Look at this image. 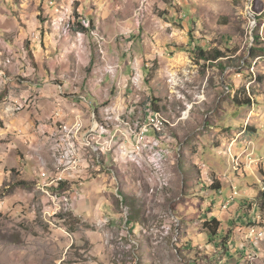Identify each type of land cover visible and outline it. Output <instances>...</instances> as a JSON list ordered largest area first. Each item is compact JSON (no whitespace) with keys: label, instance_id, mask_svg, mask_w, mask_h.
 Returning a JSON list of instances; mask_svg holds the SVG:
<instances>
[{"label":"rangeland","instance_id":"obj_1","mask_svg":"<svg viewBox=\"0 0 264 264\" xmlns=\"http://www.w3.org/2000/svg\"><path fill=\"white\" fill-rule=\"evenodd\" d=\"M54 33L70 35L73 40L82 34L83 46L91 47L92 55L86 62L84 54L82 61L77 55L71 56L75 86L98 84L92 82L98 75L102 78L99 85L104 87L123 72L144 101L148 94L156 102L165 97L174 99L178 119L171 120L162 110L150 113L165 119L163 140L167 142L178 139L181 145L190 140L191 150L201 145L204 153L209 147L216 153L222 150V138L230 134L226 123L235 122L240 110L234 104L236 95L242 101L250 99L251 107L257 105L256 111L264 110V0H0V72H4L0 73V102L8 104L0 107L1 128L27 114L29 104L36 100L37 92L31 88L42 85L40 80L36 82L38 72L50 70V66L37 64L32 51L36 45L46 51L45 39ZM256 35L261 39L258 44ZM112 43L115 46L110 49ZM116 48L125 67L118 68L116 62L107 69ZM201 50L212 57L221 53L222 58L206 61L199 56ZM188 59L198 72L193 83L182 84ZM28 70L33 74L28 76ZM139 74L141 79L136 82ZM52 83L59 86L64 80L55 78ZM195 87L205 88L199 89L197 96L202 105L191 114L195 103L184 105L182 101L183 97L185 102L192 101L190 91ZM144 88L150 91L144 92ZM156 91L161 94L158 100ZM146 120L135 121L130 129ZM260 133L253 134L255 142L262 140L263 129ZM201 139L206 145L193 142ZM10 141L0 140V264H231L230 258L237 257V242L233 239L231 250L229 243L239 223L228 224L231 218H227V230L215 239V246L203 234L208 202L195 184L200 176L198 166L189 162L184 151L181 157L177 154L171 185L168 163L162 172L154 173L152 166L140 168L124 158L134 166L117 168L115 173L120 184L117 204L121 216L109 222L87 221L74 214L65 192L50 190L49 195L39 189L40 177L31 172L27 148L19 145L16 150L15 144L7 145ZM119 147L116 145L113 151L120 152ZM201 159L210 162L208 156ZM222 165L221 176H228L225 183L235 179L238 201L251 203L261 188L264 190L259 173L231 177L237 159L232 164L229 157H223ZM141 169L149 170V182L157 183L161 190L156 204H150L155 200L149 198L150 187ZM53 172L54 166L48 173ZM228 183L225 191L232 194ZM241 190L250 191L251 196L243 198ZM121 198L127 199V213L126 206L120 209ZM256 200L258 208L249 204L247 209H256L255 223L242 225L258 230L247 247L252 249L245 264H264V202ZM221 205L220 211L230 208L227 202ZM136 222L140 227L137 235H125L123 232L131 230Z\"/></svg>","mask_w":264,"mask_h":264},{"label":"crops","instance_id":"obj_2","mask_svg":"<svg viewBox=\"0 0 264 264\" xmlns=\"http://www.w3.org/2000/svg\"><path fill=\"white\" fill-rule=\"evenodd\" d=\"M59 29L60 27L56 28V30ZM78 35L80 38L76 37V39L73 40L70 35L54 33L47 36L45 39L46 51L44 48L42 49L41 46H35V51H32V54L33 57L36 58L37 64H41L44 67L47 63L50 66V70H46V68L39 70V77L36 82L40 80L42 85L36 84L34 86L35 88H31L37 92L35 93L37 96L36 100L31 101L29 104V112L27 114L19 119H11L7 123L5 122L6 128L0 127V140H12L10 144L7 145L13 146L15 144L17 146L15 147L16 150L19 148V145L20 148H27L26 152L29 155L28 160L33 165L31 172L37 174V178L40 177V190L46 194H49L50 190L56 194L65 192V194L70 196L73 212L76 216L84 218L87 221L105 220L109 222L115 220L116 216H121L118 212L119 205L117 204V191L120 184L116 178V170L117 168L122 169L123 167L134 166L126 163L124 158L130 163H135L140 168H145L146 165L151 166L144 154L135 152L122 154V152L120 153L117 150L113 151V148L116 145H120V143H114V138L110 137L116 136L119 141L123 142V146L127 151H130L133 146L134 139L131 133H134V129L135 137L139 138L138 142H141L142 139L149 142L155 140L157 136L153 131L149 132L148 135L143 138H141L139 134V129L143 127H140V125L148 123L151 116L150 113L154 111L152 108L154 99H151L150 94H148V98L144 101V96L138 94L135 89L130 87L131 78H127L126 75H123V72L120 73L118 71L113 83L107 86L103 87L99 85L101 84L99 81L102 78L98 75L92 79V82L97 81L98 84L94 83L88 88L75 86L71 69L72 63L70 62L71 56L77 55L79 58L78 60L82 61L80 58L82 54H84L85 56L83 58L86 62L92 55L91 47L87 45L83 46V35ZM76 42L78 45L75 44ZM105 42L108 44L106 40ZM114 46L115 45L112 43L110 49L111 47L114 48ZM116 49V54L112 55L111 59L107 62V69L109 67H114L116 62L118 63V68L125 67V60L120 56L119 49ZM51 53H53V55ZM122 60H124L123 66H121ZM190 62V59H188L187 66L182 70V84L193 83V79L197 76L198 71L193 70L194 68L190 65ZM0 73L2 74L4 72L1 71ZM30 74H33V72L28 70L27 75L30 76ZM55 78L63 79L64 83L59 86L54 85L52 81ZM135 81H140L139 75L135 77ZM107 83H109V81H107ZM204 88L205 87L199 89ZM199 89L198 87L191 89V96H189L190 100H192L191 102H185L186 100L183 97L182 103L184 105L195 103V107L191 111V114L202 105V103H198L197 101V96L200 92ZM144 90V92L150 91L148 88H144ZM154 95L157 100L160 99V92L156 91ZM164 99L165 100L162 102H156L158 106H161L159 109L165 111V114L171 120L178 119V117L176 118L177 114L173 105L174 99L171 97L170 99L166 97ZM0 103V107L8 106L7 101ZM2 103H4L5 106H2ZM256 107L257 105H255L254 108L248 106L238 107L240 110L235 118V122H227L225 125V127L229 129L230 134L228 137L225 136L221 140L223 151L220 150L215 153L211 150V147H209L206 153H204L205 149H203L200 144V148L195 147L193 151L189 143L190 140L185 141L181 145L178 139L173 142H167V140L161 142L162 148L169 147L171 149V153L166 161V163H168L167 172L170 176V185L172 181L171 170L178 161L177 154L181 157L184 151L185 156L191 160H189V162L194 166H198L200 176L195 184H197L196 187L200 189V194H202L207 200L206 202H208L207 219L216 218L222 222V228L219 234L214 238L210 237L209 241L214 243V246L216 245L215 239L219 238V235L227 230V222H225L227 218H231V220H228V224L230 221L231 223H239V228L236 227V233H234V236H231V241L229 243V250L232 248L231 242L233 239L238 244L236 247L238 255L235 259L230 258L229 262H232L231 264L247 263L248 254L252 248H247L249 243L244 241L245 239L243 237L245 234H248V229L245 227L243 228L242 225L246 226V224L255 223L256 209L247 212L250 203L242 200L238 201L235 198V201H231L229 210L220 211L222 208L221 204L228 203L229 197L231 196L230 190H228V192L225 191V185H229L228 182H230L231 191L232 187H235L234 178H232L233 180L228 179L229 181L225 183L228 176L222 177L220 174L223 171L222 158L226 156L229 157L232 164L234 159H237L238 165L233 169L231 177L239 178V175L246 176L251 172L253 174L259 173L261 178L258 181H264V110L260 109L256 111ZM191 114L189 119L191 118ZM77 116L83 118L88 130L92 127L99 128L95 134L107 140V147H110V152H113L110 153V155H106V150L100 149L101 153H93L91 148L90 150L84 147V133H81L77 139L79 146L81 145L80 154L83 157L81 169L74 173H60L56 171L53 158L50 154L53 136L56 130L57 132L59 131L58 125L60 123L63 125H73L77 122L75 121ZM196 116L197 115L194 114L193 120H195ZM137 120H146V122L138 121L137 125H134L135 128L130 129V126ZM186 122L183 121V124ZM186 126L188 127V125ZM259 127H261V129ZM262 129V140L260 142H255L253 134H261L260 131H262ZM101 132H108V134L100 135ZM193 142H196L195 144L197 145L199 142H203V144L206 145L205 141H202V139L201 141L198 140ZM135 156L140 160V165L135 162ZM204 156H208L210 160L209 163L201 159V157ZM197 158L200 159L199 164H195ZM53 166L55 172L49 174L48 172L53 170ZM141 170L146 176L147 184L150 187L151 194H149V198L151 200H157V193L161 190L157 188V183L149 182V170ZM51 177L52 180H49L51 181L50 184H55V186L49 185L47 179ZM60 179L62 180L61 184L58 183ZM58 186L60 189H58ZM218 189L222 191V197L218 196ZM155 191L157 192L153 194ZM241 195L243 198L247 199L251 196V193L250 191H242ZM92 196L94 199L91 198ZM139 197V194H136L135 198L137 200ZM256 198L253 199V202ZM156 200L150 204H156ZM120 202V209L123 210V207L126 206L127 199L121 198ZM253 205L256 207V204ZM127 211L130 210L126 206L125 212L127 213ZM223 226H225V228ZM130 228L131 230L123 233L128 236L137 235L140 229L137 222ZM237 231L240 233V236H238Z\"/></svg>","mask_w":264,"mask_h":264},{"label":"bare ground","instance_id":"obj_3","mask_svg":"<svg viewBox=\"0 0 264 264\" xmlns=\"http://www.w3.org/2000/svg\"><path fill=\"white\" fill-rule=\"evenodd\" d=\"M156 121L158 122V124L155 125L153 128V124ZM164 122L165 119L163 118L162 115L157 113L151 114L149 122L144 124L143 127L139 129V134L141 138L147 136L148 133L151 131H153L156 134V136L157 135L161 136V138L156 137V139L153 140L152 142L143 139L141 142H138V148H139L138 153L144 154L147 157V160L154 168V173H160L163 171L168 156L171 153L170 148L161 147V142L165 137ZM58 127H59L58 129L59 131L57 132V135L53 136V142L51 146V156L53 158L56 171L66 174L77 172L81 169V167L70 166V154L76 155V165L83 164V157L80 154L81 145L79 146V143L77 142L78 137L83 132L79 130V125H77V122L74 123L73 125H63L60 123ZM69 135H70V140H69ZM84 145H85L84 147L87 146L90 147L93 152V146L89 144L86 140L84 141ZM98 151H100V149H97V153L95 154H99ZM147 152L151 154H147ZM135 162L139 165L141 164L137 156H135ZM58 183H62V180L60 179ZM64 200L67 199L65 198Z\"/></svg>","mask_w":264,"mask_h":264},{"label":"built area","instance_id":"obj_4","mask_svg":"<svg viewBox=\"0 0 264 264\" xmlns=\"http://www.w3.org/2000/svg\"><path fill=\"white\" fill-rule=\"evenodd\" d=\"M139 78L141 79V75L139 74ZM75 121H77V125H79V130L82 131L84 133V140H86L89 144H91L93 146V152L97 153V149H105L106 150V155H110V147H107V140H104V138H102L101 136H97L95 133L98 130L97 128H90V130H88L85 126L84 120L81 116H77ZM158 122L156 121L153 124V128L155 125H157ZM72 132V131H71ZM55 135H57V130L54 133ZM108 134V132H101L100 135H106ZM133 136V146L132 149L130 151H127L124 146H123V142L119 141L116 136H112L110 138H114V143H120V153L122 152V154H126L127 152H135L138 153L139 152V148H138V139L135 137V129H134V133H131ZM69 140H70V135H69ZM70 166H80L82 167V165H76V155L70 154ZM218 196L222 197L223 193L221 190L217 191ZM239 193L236 189V187H232V194L229 197V201H228V207H230L231 205V201H235V197L238 196ZM226 208V207H225ZM255 236H258V230H248V234L246 236L245 241L247 243H251V239ZM250 254V253H249ZM252 258H254L255 254H251Z\"/></svg>","mask_w":264,"mask_h":264},{"label":"trees","instance_id":"obj_5","mask_svg":"<svg viewBox=\"0 0 264 264\" xmlns=\"http://www.w3.org/2000/svg\"><path fill=\"white\" fill-rule=\"evenodd\" d=\"M92 28V27H91ZM83 31H85V30H87L85 27H82L81 28ZM258 42H261V39H260V37L258 36V35H256L255 36V44H258ZM263 52H264V49H263ZM251 53H252V56H253V58H256V56H255V51H254V49H252V51H251ZM221 53H217L215 56L216 57H212L208 52H206V51H203V50H201L200 52H199V56H200V58L201 59H204V60H206V61H217V60H219V59H221L222 57H221V55H220ZM153 104V110L155 111V112H158V113H162L161 112V109H159L158 108V105L156 104V101L154 100L153 102H152ZM234 103L238 106V107H245V106H249V107H251L252 105H253V103H252V101L250 100V99H244V101H242V99H240L239 97H238V95H236L235 97H234ZM215 184V183H214ZM214 186V185H213ZM217 191H219V189L217 190ZM257 202H264V190H262L261 189V191H260V194H259V196L257 197V200H256ZM251 204V206H253L254 207V205L253 204H256L255 203V201L254 202H251L250 203ZM256 207H257V204H256ZM255 207V208H256ZM258 208V207H257ZM203 233H205V234H207L209 237H211V238H214V237H216L217 236V234H219V232L221 231V228H222V222L221 221H219L218 219H216V218H214V219H210V220H207L206 222H204L203 223ZM226 249L228 250V248L226 247Z\"/></svg>","mask_w":264,"mask_h":264}]
</instances>
